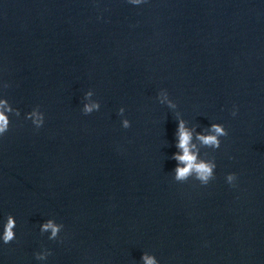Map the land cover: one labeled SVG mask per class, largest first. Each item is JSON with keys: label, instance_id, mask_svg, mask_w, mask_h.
I'll use <instances>...</instances> for the list:
<instances>
[{"label": "clouds", "instance_id": "1", "mask_svg": "<svg viewBox=\"0 0 264 264\" xmlns=\"http://www.w3.org/2000/svg\"><path fill=\"white\" fill-rule=\"evenodd\" d=\"M135 3H141L143 0H133ZM92 91H88L86 93L87 96H91ZM164 100H167V94H163ZM6 102L0 101V109L3 108ZM169 106H174L171 101H168ZM100 105L98 103L85 104L83 107V113L85 115L91 114L94 110H99ZM7 112L11 113L12 109L7 108ZM120 113L124 112V108H120ZM233 116L236 115V112L233 111ZM28 119H31L32 123L37 127H41L44 123V114L41 111L32 110L27 114ZM9 117L5 114L4 110H0V136H3L9 130ZM124 128H129L131 126L130 121L125 119L123 121ZM228 135V131L226 128L220 123H213L210 127L209 134L207 135H197V139L201 141V143L205 146L213 147L218 149L221 144V137H226ZM177 143L176 147L180 150L178 153L173 155V159H175L178 164L175 169V179L176 180H185L189 175L195 174L196 178L201 181L202 184L207 185L210 180L214 178V169L216 168V164L212 162H207L203 160H198V152H194L193 149L195 145L192 142V132L185 128L184 122L179 121L177 126ZM180 165H183L181 167ZM237 179L235 173H230L227 175L226 180L230 185L234 186V181ZM16 227V221L13 216L9 215L6 219V223L4 224L2 240L5 244L13 241L15 239L14 228ZM62 225L54 223L51 219H49L46 223L41 225V232H48L50 230L51 235L49 239H56L58 233L61 231ZM51 253L46 251L44 253H37L36 258L39 260L46 259L48 255ZM143 264H157V260L155 257L150 256L148 254H144L142 256Z\"/></svg>", "mask_w": 264, "mask_h": 264}]
</instances>
